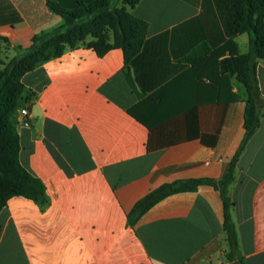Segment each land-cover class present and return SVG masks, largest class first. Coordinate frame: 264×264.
Instances as JSON below:
<instances>
[{
	"label": "crops",
	"instance_id": "1",
	"mask_svg": "<svg viewBox=\"0 0 264 264\" xmlns=\"http://www.w3.org/2000/svg\"><path fill=\"white\" fill-rule=\"evenodd\" d=\"M131 13L148 29L128 65L121 48L100 54L89 35L22 77L31 114L25 126L15 113L19 159L47 201L8 200L0 264H231L212 186L172 194L134 225L128 216L164 184L227 174L245 139L247 92L219 63L231 49L246 54L249 34L235 33L234 0H140ZM64 22L47 0H0V61ZM257 79L264 97V60ZM229 196L245 264H264V106Z\"/></svg>",
	"mask_w": 264,
	"mask_h": 264
},
{
	"label": "trees",
	"instance_id": "2",
	"mask_svg": "<svg viewBox=\"0 0 264 264\" xmlns=\"http://www.w3.org/2000/svg\"><path fill=\"white\" fill-rule=\"evenodd\" d=\"M119 1L69 0L67 4H63L58 0H47L48 7L64 19V24L51 32L35 35L32 46L19 49L17 55L7 63L0 61V212L8 200L15 196L40 204L47 201L44 184L32 176L19 159L20 139L15 113L31 101L28 97L24 99L22 77L40 63L60 57L66 48L77 47L89 35L95 38L92 45L100 54L111 47L121 48L128 65L143 47L148 23L131 13V9L140 0H123V7H118ZM234 18L235 33L249 34V51L239 55L236 50L231 49L230 56L220 61L219 66L221 70L229 69L236 73L246 88V134L227 174L220 180L197 178L164 184L141 199L128 219L134 225L148 209L164 198L176 193L196 191L202 185L212 186L220 191L223 201V228L228 243L226 258L231 264H245L232 217L235 203L229 196V188L235 180L239 156L259 128L261 108L264 106V97L257 79L258 62L264 60V0H234ZM106 30L112 31V34H106ZM111 35L113 45L107 43ZM3 40L6 41L5 38ZM125 75L133 86L128 70H125Z\"/></svg>",
	"mask_w": 264,
	"mask_h": 264
},
{
	"label": "built area",
	"instance_id": "3",
	"mask_svg": "<svg viewBox=\"0 0 264 264\" xmlns=\"http://www.w3.org/2000/svg\"><path fill=\"white\" fill-rule=\"evenodd\" d=\"M23 116H25V121H24V125L25 126H30V114H31V111H30V102L27 103L25 106L21 107L19 110H18Z\"/></svg>",
	"mask_w": 264,
	"mask_h": 264
},
{
	"label": "rangeland",
	"instance_id": "4",
	"mask_svg": "<svg viewBox=\"0 0 264 264\" xmlns=\"http://www.w3.org/2000/svg\"><path fill=\"white\" fill-rule=\"evenodd\" d=\"M123 6H124V2H123V0H120L118 2V7H123ZM109 32H110V34H112V31L106 30V34L109 33Z\"/></svg>",
	"mask_w": 264,
	"mask_h": 264
}]
</instances>
